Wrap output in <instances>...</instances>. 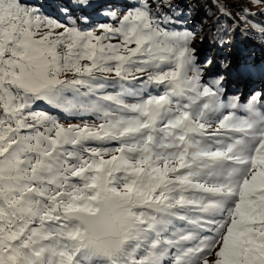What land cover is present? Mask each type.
Instances as JSON below:
<instances>
[{
  "label": "snow or ice",
  "instance_id": "1",
  "mask_svg": "<svg viewBox=\"0 0 264 264\" xmlns=\"http://www.w3.org/2000/svg\"><path fill=\"white\" fill-rule=\"evenodd\" d=\"M126 3L0 0V264H264V89L227 94L184 0Z\"/></svg>",
  "mask_w": 264,
  "mask_h": 264
},
{
  "label": "rangeland",
  "instance_id": "2",
  "mask_svg": "<svg viewBox=\"0 0 264 264\" xmlns=\"http://www.w3.org/2000/svg\"><path fill=\"white\" fill-rule=\"evenodd\" d=\"M52 7L53 11L48 13L56 19L63 20L64 17L58 11L57 0H43ZM40 3V2H39ZM186 3L189 5V23L194 26L198 35L194 38L196 40L195 47L197 48V54L202 61L207 57H214L217 62L223 61V64L213 63L210 72L212 74L220 73L224 76V84L227 90L228 95H239L241 100L244 101L248 96L254 91L263 89L259 86L254 85L252 82H248L243 79H238L242 77L236 72V66L238 64H246L251 68H255L260 65H264V40L260 37L259 30L256 27H251V30L245 32V29H249L250 25L240 23L239 27H236V21L231 20L227 17L217 14V1L214 0H205L204 3L196 1L194 4L192 0H187ZM221 3L227 5L223 10L225 12L237 13V8H248L249 12H264V4L259 6L251 3V0H221ZM41 4V3H40ZM113 6V5H112ZM212 8H211V7ZM121 9L126 8L124 2L117 6ZM211 18V20H209ZM223 18V19H222ZM95 22L100 23L102 19L99 16L93 18ZM253 25L264 24V15H256L250 18ZM219 20L220 26H228L230 29H235L233 34V42L227 47H216L210 41L205 40L203 43L198 41L204 35V32L201 31V21L204 24H210L212 21ZM115 42V41H114ZM251 46V47H250ZM237 48L242 52H238L239 56L235 57L237 53ZM253 50V51H252ZM256 53H253V52ZM248 53V55H247ZM251 58V62H246ZM229 63V64H228ZM228 64V67L225 66ZM63 76L64 73L61 74ZM238 79L232 82L233 79ZM158 89H152V94H159ZM60 119H64L67 123H64L60 120V123L67 126L68 124H79L84 126V124H93L99 123V121L94 120L91 115L77 116V115H65L63 113H56ZM98 147L99 145H93ZM114 146V145H105ZM111 155V153L109 154ZM107 158V157H105ZM214 257H209L210 264L211 260Z\"/></svg>",
  "mask_w": 264,
  "mask_h": 264
},
{
  "label": "trees",
  "instance_id": "3",
  "mask_svg": "<svg viewBox=\"0 0 264 264\" xmlns=\"http://www.w3.org/2000/svg\"><path fill=\"white\" fill-rule=\"evenodd\" d=\"M186 1L187 0H184V3H186ZM196 1H199L200 3H204V1L205 0H192V2L195 4L196 3ZM214 1H217V0H214ZM25 2L27 3V4H29V5H31V6H33V7H35L36 9H38L39 10V12L40 13H42L43 15H45V16H51V15H49L48 13H50V12H52L53 11V9H52V7L49 5V3L47 2H45V1H43V0H25ZM41 4H40V3ZM124 2V4H125V6H127V3H126V0H107V3L108 4H111V5H113V7H117V6H119L121 3H123ZM211 7V6H210ZM119 8V7H118ZM212 8V7H211ZM51 17H53V16H51ZM100 17V16H99ZM225 16H223V18H224ZM54 18V17H53ZM101 19H102V21L100 22V23H102V22H106V18H104V17H100ZM222 18V19H223ZM114 42V41H113ZM116 42V41H115ZM114 42V43H115ZM67 75H71V73H67ZM62 122H64L65 120L63 119H60ZM64 123H67L66 121L64 122Z\"/></svg>",
  "mask_w": 264,
  "mask_h": 264
},
{
  "label": "bare ground",
  "instance_id": "4",
  "mask_svg": "<svg viewBox=\"0 0 264 264\" xmlns=\"http://www.w3.org/2000/svg\"><path fill=\"white\" fill-rule=\"evenodd\" d=\"M251 47V46H250ZM253 51V50H252ZM238 48H237V53H235V57L239 56L238 53ZM253 53H256L255 51ZM248 55V53H247ZM250 60L246 62H251V58H248ZM262 70H264V65H260L259 67L255 68V66L252 67V74L251 76L248 75H243L242 77H239L238 79H243L248 82H252L254 85L259 86L264 89V74H262ZM238 79H233L232 82Z\"/></svg>",
  "mask_w": 264,
  "mask_h": 264
}]
</instances>
